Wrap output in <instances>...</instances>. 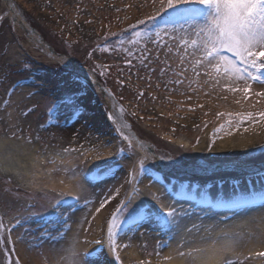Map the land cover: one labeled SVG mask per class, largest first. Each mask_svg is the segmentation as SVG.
I'll list each match as a JSON object with an SVG mask.
<instances>
[{"label":"rangeland","instance_id":"rangeland-1","mask_svg":"<svg viewBox=\"0 0 264 264\" xmlns=\"http://www.w3.org/2000/svg\"><path fill=\"white\" fill-rule=\"evenodd\" d=\"M11 1L21 13V19L20 16H12L9 12ZM11 1L0 0V141H5V150L2 152L4 168L10 165L8 161L13 158L6 157L9 152L15 153L16 146H19L21 154L25 152L22 145H26L35 146L43 156H53L84 154L88 150L102 153L105 145H115L112 155L103 159L99 168L105 171V168L117 162L116 149L125 148L134 159L130 171L136 173L139 169L136 165L142 158L140 151L145 150L139 148L133 136L135 134L139 140L159 147L160 156L164 159L158 164L150 158L146 163L154 164V168L162 171L165 179L171 184L179 185L185 180L192 183V186L198 185V189L206 190L213 196L218 191V180L228 181L232 185L238 184L243 195H248L249 190L253 189L256 192L264 191V184L260 179V176L264 175V138L244 149H220L216 146L218 136L222 132H217V129L221 125L232 129L233 125L240 126L245 122H264V118L259 115L264 112V97L255 95L264 88H255L256 84L252 83V88L247 94L243 91L228 92L223 87V80L213 87L214 77H205L203 69H200V76L193 72L199 54L193 56L190 46L184 48L179 33L161 32L158 37L156 33L152 35L161 42L159 49L152 43H147L149 38L143 33L132 41L125 42L121 47L110 44L105 47L98 46L106 38L141 26V20L146 22L152 17H158L157 8L161 0ZM22 20L39 35L33 34L30 28L29 31L24 29L17 22ZM195 38L185 35V39ZM165 43L167 47L163 46ZM145 46L151 58L150 68L155 69V72L142 67L137 59V54ZM168 48L172 49L171 53H168ZM68 59L78 67L85 84L80 100L84 115L77 125L65 131L64 128H70L65 127V124L70 123L69 117L73 114V108L59 102L58 98L67 91L61 82L60 67L61 63ZM128 60H131V64ZM23 62L31 64L35 75L48 81L50 86L39 90L42 98L36 103L27 105V101L21 100L13 110L8 111L7 107L15 93L11 91L14 84L19 81L22 87L32 86L27 75L19 71ZM162 67L168 70L164 80L180 79L182 83L166 87L159 76ZM57 83L60 84L59 87H51ZM30 91L37 90L34 87ZM30 91L26 93L27 99L31 98L28 95ZM50 111L51 116L48 114ZM249 112L253 113L251 120L245 119ZM13 113L17 118L29 120L27 123L17 122V127L11 133L6 122ZM221 113L223 115H220ZM58 115L59 123L55 120ZM49 119L56 121L54 126H45L46 120ZM229 123L231 127L228 126ZM128 130L134 132L133 135ZM121 132L128 137V141L123 139ZM261 135L264 136L263 130ZM204 137L206 150L199 153L195 147ZM180 139L191 140V146L180 144ZM26 167L28 170L30 165L27 163ZM2 168L0 224L3 226L0 227V264H15L17 260L19 264H26L20 257L18 240H25V248L30 250L31 240L28 238L31 237H26L23 232H30L29 224L32 218L44 213L49 202L55 203L67 195L62 197L61 194L48 193L41 189L28 190L18 182L17 173L10 175L2 171ZM132 184L136 182L133 181ZM130 189V184H126L124 192H130ZM231 197L232 191H229L228 195L225 194L226 199ZM122 198L123 194L119 199ZM114 206L110 208V212L114 210ZM138 213L139 203L133 202L125 213L121 214V218L130 219ZM64 216L68 225L62 227L59 236H55L51 243L63 240L71 227L70 214L66 213ZM110 217L111 215L109 219ZM259 218L263 221L264 215ZM198 219L200 222L196 224L197 231L192 229L190 220L187 223L191 226L188 231L195 235L200 233V237L204 239L212 236L213 233L205 230V218L199 216ZM177 220L179 225L183 220L185 223L188 218L182 219L178 216ZM148 227L146 233L144 227L131 228L125 241L118 244L119 264H163L167 261L166 250L179 227L171 233H166L155 225ZM262 228L264 227H260L259 231L246 229L250 236L257 233L250 238L247 237L249 235L243 236L241 245L249 249L251 241L256 242L258 238L264 246ZM18 229L21 232L17 237L15 233ZM260 235L263 236L262 239L259 238ZM192 236L186 240L193 239ZM132 239L138 242L141 250V260L133 263L130 259L126 260L122 253L131 245ZM91 242L93 240H88V244ZM36 245L39 252L42 245ZM181 245L185 246L184 241ZM88 248L94 247L91 245ZM230 260L233 264H264V257H253L251 253L244 258Z\"/></svg>","mask_w":264,"mask_h":264},{"label":"snow or ice","instance_id":"snow-or-ice-1","mask_svg":"<svg viewBox=\"0 0 264 264\" xmlns=\"http://www.w3.org/2000/svg\"><path fill=\"white\" fill-rule=\"evenodd\" d=\"M157 13L159 14L158 17L150 18L148 24H145L143 20L139 22L145 26L146 30L143 35L149 38L147 43H152L157 49L161 48V42L151 36L152 31H155L157 37L160 36L161 32L181 34L180 39L183 41L184 48L187 49L190 46L193 56L199 54L193 67L196 76H200V69H203L205 77L209 79L214 77L213 87L219 85L223 80V87L228 92L243 91L247 94L252 88V83L259 82L264 85V0H161ZM161 24L163 27H160ZM133 31L136 36H141V32L135 29ZM185 35L196 38L185 39ZM163 46L167 47V44L165 43ZM128 52L131 55V49ZM148 52L149 50L145 46L137 54V59L142 67L155 72V69L150 68L151 58L147 54ZM171 52L172 49L168 48V53ZM128 63L131 64V60H128ZM19 71L27 75V79L31 80L32 86L38 91L50 86L48 81L35 75L33 67L27 62L21 64ZM60 74L61 82L67 91L58 100L73 108L74 117L82 118L80 100L85 84L81 79V73L78 67L68 59L61 63ZM92 74L95 75L96 73ZM167 75V68H160L159 76L166 87L182 83L180 79L164 80L163 78ZM38 80L40 83H37ZM59 86V83L51 85V87ZM19 87L22 85L17 81L11 91H15ZM38 91H30L29 97H35ZM255 95L264 97V90L256 92ZM48 114L51 116V111ZM259 115L264 118V112ZM252 118L253 113H247L245 119L251 120ZM228 126L231 127V123ZM224 127L221 125L217 132L223 130ZM120 135L125 141H128V137L124 136L122 132ZM149 159L148 156L139 159V174H136L135 171H130L127 174L124 184L132 185L131 192H124L123 198L119 199L114 206L106 229V241H98L97 248L83 254L86 264H117L120 256L119 245L114 238L116 236L114 229L119 228L124 223L139 225L140 227L155 225L166 233H171L179 227L178 213L181 214V218H192L196 215L197 208L201 210L221 208L234 210L247 208L255 204L257 200L264 201V191L256 192L253 189L249 190L248 195H243L238 184L232 185L231 198L226 199L220 195L215 201L209 197L206 190L200 191L197 195L198 185H193L189 191V186L182 184L177 193H173L171 189H164L167 197L158 195L152 191V188L161 180V176L153 174L152 169L155 165H148L146 161ZM151 159L155 160L157 157L153 156ZM158 159L163 160L164 157ZM142 177H147L152 181V183L145 185L146 192L136 186V184L144 183ZM85 178L89 179L90 175L86 174ZM260 179L261 183L264 184V175H261ZM133 181L136 184H132ZM122 187L123 185L113 188L110 194L99 202V208L96 211L99 212L106 204L120 197ZM61 196L63 197L64 194L61 193ZM137 197H140L139 214L130 220L126 217L122 219L121 214L125 213V210ZM166 198L176 202H188L191 207L177 209L174 203H165ZM72 200L79 202V197L69 194L65 198L56 200L55 203L49 202L44 213L32 218L37 225L36 231L39 233L37 240H55L52 226H55L56 234L61 231L62 227H67L68 220L64 213L73 208L70 203ZM64 205L68 207L62 210ZM2 226L0 224V227ZM197 227L195 223L192 224L193 230ZM180 255L185 254L180 253ZM255 256L264 257V251L256 252ZM166 259H170V257ZM15 264H19V260ZM225 264H233V261L226 260Z\"/></svg>","mask_w":264,"mask_h":264},{"label":"bare ground","instance_id":"bare-ground-1","mask_svg":"<svg viewBox=\"0 0 264 264\" xmlns=\"http://www.w3.org/2000/svg\"><path fill=\"white\" fill-rule=\"evenodd\" d=\"M12 7L9 6V12L11 15L15 17L18 15L21 19L22 15L16 8L13 10ZM34 40H36V37ZM255 88H264V85H255ZM31 89L33 90L34 87L23 86L18 88L13 94L11 104L7 107V110H13L15 105L21 100H24L25 102L27 101V105L39 101L42 98L39 93L35 97H31L29 99L26 98L27 91H30ZM93 118L97 121L95 116ZM81 119L82 118H79L78 121H76V124L71 125L69 129L64 128L63 130L69 131L73 126L77 125V122ZM28 120L29 118H17L15 113H13L12 116L7 119L6 124L8 125L9 131L13 133L15 127H17V122L21 121L27 123ZM262 130L264 131V122L261 124L247 122L245 124H241L240 126L233 125L232 129L226 127L218 136L216 146L220 149H229L231 147L244 149L252 143H255V141L258 142L264 138V136L261 135ZM205 138L206 137H204L195 147L196 151L199 153L206 150L207 143ZM178 142L183 144L185 147H190L192 144L191 140L186 139H180ZM4 144L5 141H0V168L3 167L2 171L5 173L8 172L7 174L10 175L17 173L19 179L18 182L24 188H27L28 190L41 189L48 193H63L64 195L71 194L79 197V202H76L74 205V207H76V205L78 206L76 208V212H70L69 220L71 222V227L67 231L63 240L55 243H51V240L39 241L37 240V236L39 235L36 231L37 225L34 221L29 224L30 232H23V234L26 235V237H31L28 238L29 241L31 240L30 250L25 248V240H18L19 254L24 263L86 264L83 254L91 250L88 248L91 245L92 247H98V241H106V223H108L109 216L112 213L110 212V208L114 206L113 204L121 198L122 195L117 197L116 200L111 201L109 204H106L103 209L97 212L96 209L99 208V202L107 197L113 188L121 187V185H123L121 188V193L123 194L126 188L124 180L130 172L134 159L129 157L123 160V167L114 171L111 178L105 183L92 184L85 178L86 174H88L87 172L91 169H95V167L102 162L103 159L112 155L113 150L116 148L115 145H105V149L102 153L88 150L84 154H58L53 156H43L39 153V150H36L37 148L35 146L32 147L26 145H22L25 152L21 154L22 151L18 148L19 146H16L17 148H15V153L11 154L9 152L10 156L8 155L6 157V159L11 157L9 159L13 158L14 160L12 159L11 161H8L10 165L6 164L8 166L4 168L5 160L3 159L2 154L5 150ZM140 154L142 157L147 156L146 153L142 151H140ZM159 160L160 159L157 157L155 162L159 164ZM27 163L30 165L28 170L26 167ZM138 165L139 164H137L136 167H138ZM20 178L22 182H20ZM142 179L144 183L136 185L142 191L146 192L147 189L145 188V185L152 183V181H150L147 177H142ZM223 185L225 189L230 188L229 183L222 184V186ZM131 186L132 185L130 184V187ZM164 189L168 188L162 185L159 181L153 185L152 191L156 192L158 195L167 197V193ZM133 202L135 204L139 203L140 197H137V199ZM169 202L174 203L177 209H187L191 207V204L188 202H176L166 198L165 203ZM257 207L258 208L252 207L254 209L248 210L244 213L234 214L230 213V210L216 211L211 209L201 210L200 208H197L196 215L194 217L188 218L185 223H183V220L179 224V231L166 250V256L170 257V259H167V261L163 264H224L226 260L244 258L250 253L253 257H256V252L264 251V246L261 245L259 239L257 238L256 242L252 240L249 244V249L243 247L241 242L243 241V236L249 235L247 237L250 238L257 233L255 232V234L250 236L246 229L259 231L260 227H264V220L262 221L259 218L264 215V205ZM201 214H203L204 217ZM178 216H181V214H177V219ZM199 216L201 218H205L204 221L207 225L205 230H209L210 233H213V235L207 239L200 237V233L195 235L188 231V228L192 226L187 224L189 220L192 221V224H198V222H200L198 219ZM144 229V232L146 233L148 232L149 227H144ZM129 231L130 230H127L122 234H119V236H121L116 240L118 244L125 241ZM194 231L196 232L197 229H194ZM20 232V229H18L15 236L18 237ZM52 233L58 237L61 232L56 234V230L52 229ZM190 236H192L193 239L186 240V238H190ZM261 237L263 236L260 235L259 238ZM88 240H93V242L88 244ZM182 241H184L185 246H180ZM37 243L42 245L39 252L37 251ZM140 252L141 250L139 249V245L136 240H133L131 245H129L126 250L122 251L125 259H130L132 263L134 261L141 260ZM180 253H184L185 255L181 256ZM117 263L119 264V262Z\"/></svg>","mask_w":264,"mask_h":264}]
</instances>
